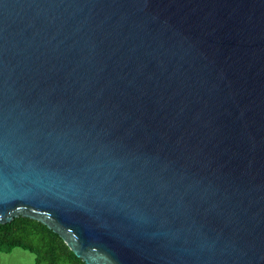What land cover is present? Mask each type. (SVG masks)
I'll list each match as a JSON object with an SVG mask.
<instances>
[{
  "label": "water",
  "instance_id": "water-1",
  "mask_svg": "<svg viewBox=\"0 0 264 264\" xmlns=\"http://www.w3.org/2000/svg\"><path fill=\"white\" fill-rule=\"evenodd\" d=\"M85 264H264V0H0V224Z\"/></svg>",
  "mask_w": 264,
  "mask_h": 264
},
{
  "label": "trees",
  "instance_id": "trees-1",
  "mask_svg": "<svg viewBox=\"0 0 264 264\" xmlns=\"http://www.w3.org/2000/svg\"><path fill=\"white\" fill-rule=\"evenodd\" d=\"M15 248L34 254L35 264H85L57 234L28 218L0 224V252Z\"/></svg>",
  "mask_w": 264,
  "mask_h": 264
},
{
  "label": "rangeland",
  "instance_id": "rangeland-1",
  "mask_svg": "<svg viewBox=\"0 0 264 264\" xmlns=\"http://www.w3.org/2000/svg\"><path fill=\"white\" fill-rule=\"evenodd\" d=\"M0 264H35V255L15 248L8 253L0 252Z\"/></svg>",
  "mask_w": 264,
  "mask_h": 264
}]
</instances>
